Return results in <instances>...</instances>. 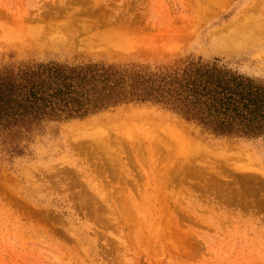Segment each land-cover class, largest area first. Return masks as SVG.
<instances>
[{"label":"rangeland","instance_id":"1","mask_svg":"<svg viewBox=\"0 0 264 264\" xmlns=\"http://www.w3.org/2000/svg\"><path fill=\"white\" fill-rule=\"evenodd\" d=\"M189 59L264 79V0H0V64ZM0 264H264V135L149 101L0 133Z\"/></svg>","mask_w":264,"mask_h":264},{"label":"trees","instance_id":"2","mask_svg":"<svg viewBox=\"0 0 264 264\" xmlns=\"http://www.w3.org/2000/svg\"><path fill=\"white\" fill-rule=\"evenodd\" d=\"M130 101L162 104L217 134L264 135V79L216 60L158 70L94 60L0 64L3 134Z\"/></svg>","mask_w":264,"mask_h":264},{"label":"bare ground","instance_id":"3","mask_svg":"<svg viewBox=\"0 0 264 264\" xmlns=\"http://www.w3.org/2000/svg\"><path fill=\"white\" fill-rule=\"evenodd\" d=\"M43 28V27H42ZM252 29V28H251ZM248 30V29H247ZM238 31V30H237ZM239 31H240V29H239ZM249 31V30H248ZM34 32V31H33ZM245 33H246V31H244ZM241 33V32H240ZM33 36V35H32ZM39 36V35H38ZM242 36H243V34H242ZM51 37V36H50ZM93 37V36H92ZM98 37H100V35H98ZM89 38V37H88ZM116 38V37H115ZM99 41H101V43H102V45L104 46V45H108L109 44V46H110V44H111V46H112V44H114L115 43V39L114 38H112L111 36H109L107 33H103V37H100L99 38ZM239 42H240V40H239ZM241 42H242V38H241ZM237 43H238V41H237ZM116 44H118V43H116ZM116 44H114V45H116ZM120 45H122V44H119V46ZM166 138V137H165ZM183 142V141H182ZM190 142V141H189Z\"/></svg>","mask_w":264,"mask_h":264}]
</instances>
